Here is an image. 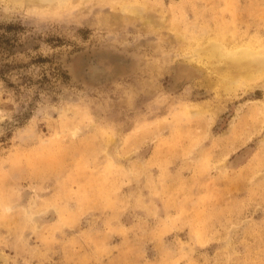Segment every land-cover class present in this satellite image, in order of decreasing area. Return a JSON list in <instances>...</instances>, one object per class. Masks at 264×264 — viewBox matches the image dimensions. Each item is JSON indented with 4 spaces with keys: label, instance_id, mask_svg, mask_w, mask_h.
<instances>
[{
    "label": "rangeland",
    "instance_id": "obj_1",
    "mask_svg": "<svg viewBox=\"0 0 264 264\" xmlns=\"http://www.w3.org/2000/svg\"><path fill=\"white\" fill-rule=\"evenodd\" d=\"M220 34L264 57V0H0V264H264V76L217 85Z\"/></svg>",
    "mask_w": 264,
    "mask_h": 264
},
{
    "label": "bare ground",
    "instance_id": "obj_2",
    "mask_svg": "<svg viewBox=\"0 0 264 264\" xmlns=\"http://www.w3.org/2000/svg\"><path fill=\"white\" fill-rule=\"evenodd\" d=\"M261 53L260 49L257 48L256 51L248 42L228 49L221 34L218 37H209L202 48L203 58L217 66V85L225 91H233L236 86L246 84L258 75L264 76V57H261Z\"/></svg>",
    "mask_w": 264,
    "mask_h": 264
}]
</instances>
